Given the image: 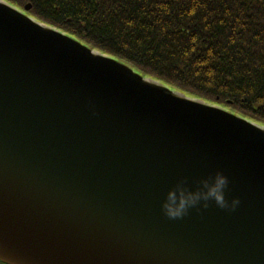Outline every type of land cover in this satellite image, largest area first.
<instances>
[{
	"label": "water",
	"instance_id": "water-1",
	"mask_svg": "<svg viewBox=\"0 0 264 264\" xmlns=\"http://www.w3.org/2000/svg\"><path fill=\"white\" fill-rule=\"evenodd\" d=\"M0 0V263L264 264V125ZM222 170L234 211H161Z\"/></svg>",
	"mask_w": 264,
	"mask_h": 264
},
{
	"label": "trees",
	"instance_id": "trees-1",
	"mask_svg": "<svg viewBox=\"0 0 264 264\" xmlns=\"http://www.w3.org/2000/svg\"><path fill=\"white\" fill-rule=\"evenodd\" d=\"M188 96L264 125V0H13Z\"/></svg>",
	"mask_w": 264,
	"mask_h": 264
},
{
	"label": "clouds",
	"instance_id": "clouds-1",
	"mask_svg": "<svg viewBox=\"0 0 264 264\" xmlns=\"http://www.w3.org/2000/svg\"><path fill=\"white\" fill-rule=\"evenodd\" d=\"M229 177L222 170L202 176L191 187L185 178H180L164 193L161 211L170 220L186 216L193 208H207L215 204L220 209L234 211L240 203L239 197L228 198ZM15 264L14 260H10Z\"/></svg>",
	"mask_w": 264,
	"mask_h": 264
},
{
	"label": "flooded vegetation",
	"instance_id": "flooded-vegetation-1",
	"mask_svg": "<svg viewBox=\"0 0 264 264\" xmlns=\"http://www.w3.org/2000/svg\"><path fill=\"white\" fill-rule=\"evenodd\" d=\"M0 264H3V263H0Z\"/></svg>",
	"mask_w": 264,
	"mask_h": 264
}]
</instances>
